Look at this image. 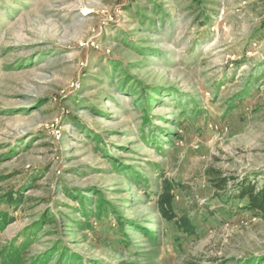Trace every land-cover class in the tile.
Instances as JSON below:
<instances>
[{
	"label": "rangeland",
	"instance_id": "obj_1",
	"mask_svg": "<svg viewBox=\"0 0 264 264\" xmlns=\"http://www.w3.org/2000/svg\"><path fill=\"white\" fill-rule=\"evenodd\" d=\"M121 166L149 180L131 183ZM211 169L264 173V0H0V196L40 176L20 207L0 206L15 219L0 251L46 213L56 223L38 230L27 258L58 240L106 264L264 255V218L229 216ZM161 174L183 184L175 206L198 238L178 241L156 212L146 192ZM91 187L150 235H122L97 213L95 231L78 229L87 218L62 190L82 189L95 209Z\"/></svg>",
	"mask_w": 264,
	"mask_h": 264
},
{
	"label": "trees",
	"instance_id": "obj_2",
	"mask_svg": "<svg viewBox=\"0 0 264 264\" xmlns=\"http://www.w3.org/2000/svg\"><path fill=\"white\" fill-rule=\"evenodd\" d=\"M141 18L143 14H141ZM160 91L158 89L153 90L150 94H147L148 104L151 106V102L154 100L155 95H158ZM146 124L151 126V122L146 119ZM178 137L182 136L178 134ZM116 171H120L117 168L115 162L112 163ZM122 173L128 177L129 181L132 183L140 184L143 181H148L149 179L141 176L138 173H132L128 169L120 167ZM210 183L216 190V198H219L226 203H232V206L227 210L229 216H238L241 214H249L254 217L264 218V178L261 183H257V178L259 176L264 177V173L258 175L257 173L246 174L241 177H225L219 170L211 169L209 172ZM40 176H34L27 182V186L24 187L22 192L20 191H10L0 196V206L8 205L14 209L20 207L25 201V196L23 191L27 188L32 187ZM160 185L157 191L146 192L148 197L154 196V205L156 212L159 214L161 220L171 224L177 232L180 234L178 241L196 239L199 237L200 232L198 226L193 222L191 217L187 213H180L177 211L175 202L177 198L178 191L183 189V184L176 182L169 178H166L163 174L160 175ZM232 182L229 188V183ZM30 185V186H29ZM92 191L91 194L99 197L97 207L94 209L92 204V199L86 196L81 189L70 190L64 188L62 191L66 196L78 203H80V208L78 211L85 218L87 222L77 223L73 222L74 225L80 229L85 230L86 228L91 231L95 229L89 224L90 217L97 213L96 218L98 221L102 219L110 220L113 224L118 227L119 232L123 235L125 234L126 227H133L141 230L146 235H150V231L147 228H140L136 222L133 220L125 219L121 217L118 212H116L115 206L108 202L103 195V192L95 187L86 189V191ZM15 221L11 213L6 210H0V231L5 227L12 224ZM54 215L43 214L38 222L33 223L31 226L26 227L16 238L15 241L11 242L2 251H0V264H106L102 260L95 258H85L81 256L77 251L70 249L68 246L64 245L60 240L54 243L51 247L47 248L45 251L38 253L36 255L27 258L26 249L34 239L36 233L41 227H46L48 225L55 224ZM139 227V228H138ZM119 233L118 241L120 243H125V238ZM21 237H24L27 242L18 243ZM150 239L151 236H149ZM118 264H132L129 262H121ZM188 264H199L195 262H190ZM235 264H264V255L252 256L248 259L235 260Z\"/></svg>",
	"mask_w": 264,
	"mask_h": 264
}]
</instances>
